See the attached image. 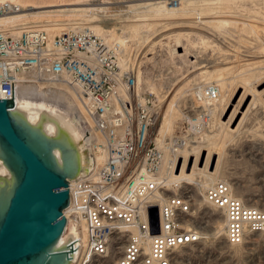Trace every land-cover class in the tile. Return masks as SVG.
<instances>
[{
    "label": "built area",
    "instance_id": "2783aa9c",
    "mask_svg": "<svg viewBox=\"0 0 264 264\" xmlns=\"http://www.w3.org/2000/svg\"><path fill=\"white\" fill-rule=\"evenodd\" d=\"M11 8L0 4V15ZM121 48L88 29L53 36L36 29L17 35L0 31V100L15 96L23 73L62 81L77 89L100 138L95 150L103 157L101 166L68 186V214L82 220L85 235L74 264H103L99 261L110 260L114 247L120 249L112 264H182L183 254L206 240L194 186L165 195L167 188L158 180L165 152L150 139L158 104L154 95L139 90L134 66L127 61L121 67ZM217 93L216 86L205 87V97L214 99ZM187 120L190 130L207 126L210 116L192 112ZM193 136L167 139L171 163ZM203 200L224 219L228 247H242L251 236L264 234V211L239 197L228 182L212 183ZM151 209H156L153 227Z\"/></svg>",
    "mask_w": 264,
    "mask_h": 264
},
{
    "label": "rangeland",
    "instance_id": "374dc122",
    "mask_svg": "<svg viewBox=\"0 0 264 264\" xmlns=\"http://www.w3.org/2000/svg\"><path fill=\"white\" fill-rule=\"evenodd\" d=\"M158 1L146 0L143 3L152 5L137 9L135 5L140 3L128 4L125 0H17L26 8L25 17L14 24L21 26L12 28L1 24L0 30L12 28L17 34L18 29L34 27L53 36L58 32L46 29L115 28V34L128 41L129 48L123 53V59L138 73L141 92L157 97L160 120H170L171 130L167 132L169 125L164 126L157 140L165 143L180 126H186L184 117L206 111L210 123L205 133L216 136L212 150L221 160L215 181L228 182L239 197L264 211V106L258 113L251 106L242 119L241 114L251 101L249 98L236 119L235 127L243 120L239 130L234 134L226 128L248 82L247 89L252 87L264 102V0H230L227 4L215 0L196 1L177 7L165 0L167 9L176 10L172 12L159 9L155 4ZM203 16L233 21V24L206 25L205 20H196ZM180 33H189V41L184 38L177 44L176 37ZM109 34L107 39L116 40ZM212 85L217 87L218 93L214 99H209L205 97V87ZM194 142L201 140L194 139ZM193 145L203 147L208 143ZM89 150L93 158L94 149L89 146ZM206 176L207 173L197 176L198 181L190 185L194 186L191 193L207 239L186 251L182 264H264V234L251 236L242 247L225 244L222 231L217 227L221 224L223 228L220 212L203 201L199 182L205 183ZM172 194L173 190L166 189V196ZM99 263L112 264L113 260Z\"/></svg>",
    "mask_w": 264,
    "mask_h": 264
},
{
    "label": "water",
    "instance_id": "95a60500",
    "mask_svg": "<svg viewBox=\"0 0 264 264\" xmlns=\"http://www.w3.org/2000/svg\"><path fill=\"white\" fill-rule=\"evenodd\" d=\"M92 168L78 117L55 101L0 100V264H74L77 216L63 212Z\"/></svg>",
    "mask_w": 264,
    "mask_h": 264
},
{
    "label": "bare ground",
    "instance_id": "6f19581e",
    "mask_svg": "<svg viewBox=\"0 0 264 264\" xmlns=\"http://www.w3.org/2000/svg\"><path fill=\"white\" fill-rule=\"evenodd\" d=\"M145 1L146 0H125L124 3H128V4L129 3H131V4L132 3H137V4L140 3V5H135V8H137V9L144 8V7L147 8V7H150L152 5V3H149V4L143 3ZM196 1L197 2L198 1L210 2L213 0H181L180 5L183 6V4H185V3H192V2H196ZM215 1L225 2V4H227L230 0H215ZM5 2L12 4V8L9 10V12L2 14V17L0 16V25L3 24L5 27L11 26L12 28H16V27L21 26V25H14V24L25 17L24 13H23L26 9V8H24L25 6L23 5L24 7H22L20 5V3H17V0L16 1L15 0H5V1L0 0V4L5 3ZM155 4L159 7V9L163 8V10L164 9L166 10L168 2L165 0L164 1L159 0ZM71 5H73V4H71ZM219 5H220V3H219ZM130 7H132V6H129V8ZM218 7H221V6H218ZM102 10H104V9H102ZM130 11H132V10H130ZM167 11L172 12V11H176V10L171 8V9H167ZM136 12H138V11H136ZM199 16H202V13H200ZM196 20H200V21L205 20L204 24H206V25L227 26V25L233 24L232 23L233 21L229 22L227 20H220V19L217 20V18H209V17H205V16L198 17ZM110 25H114V24L111 23ZM12 28L0 30V31H7L8 30L13 35H17V34H20L23 30L35 31V29H36L34 27L21 28V29H18L20 32L18 31V33L16 34V33H14L15 30H13ZM47 28H49V27H47ZM69 29H70V27H66V28L65 27H56V28L54 27L53 29L51 27V29H46V31H48V32L49 31H57L58 34H61L63 32H67ZM77 29L78 30L88 29V30L93 31L94 33H96L98 35L104 36V38L106 39V42L108 44L111 42H114V41L119 43L122 47L121 52H120V65H121V67L126 66L127 61L125 59H123V55H124L123 53L129 48V46H127L128 41L122 40V38L119 35L115 34V31H116L115 28H112V26L111 27L107 26L105 28L93 27L92 29L91 28H77ZM77 29H74V30H77ZM36 30H39V29H36ZM119 30H122V29H119ZM107 33H110L109 35L115 37L116 40H113L110 38L107 39L106 38V37H108ZM128 34H129V32H128ZM263 34H264V32H263ZM189 35H190L189 33H180L179 35H177V37H176L177 44L180 42L181 39L183 40L184 38L187 39V41H189V37H188ZM137 38H139V36L136 37V39ZM135 75H136V79L138 82V80H139L137 78L138 73L136 71H135ZM17 78H18V83L16 85L15 96H26V97L44 99V100H49V101H55L60 106H62L63 108H65L66 110H68L73 115H75L76 117L79 118L83 132H84V135H86V141H87L88 147L90 146L91 148L94 149L93 150L94 156L92 158L93 159V168L90 171V173H94L101 166L102 161H103V157L95 150L96 143L100 142V138L97 135L96 131L92 127L93 126L92 121H91V119H90V117H89V115H88V113H87V111H86V109L82 103V100L80 99V96L78 94L77 89L72 87V86H69L68 84H66L62 81H55L54 82V81H52L48 78H45V77H39L38 78L33 72H27V73L20 74ZM248 84H249V82H248ZM248 84H247V86L249 87ZM138 85H139V82H138ZM248 87H243V92L240 95L239 100H238L237 109L232 113V115L230 116V119L226 123V128L230 131V133L235 134L239 130V127L242 124L241 122L243 120H241L240 123L235 127L236 119H237L239 110L242 107H244L247 103H249L248 102L249 98L251 99V101H250L249 106L247 107L246 111L245 112L242 111L243 112V115L241 114L242 119H244V117L250 111L251 106H252V109L256 113H258L259 109H261L264 106V102L261 99L260 95H258L252 87H251V89H247ZM239 89H242V88L239 87ZM139 90L141 91L140 85H139ZM155 99H156L157 104L159 106V101H158L159 99L157 97ZM169 107L171 108V107H173V105L169 104ZM172 111H170L169 113H171ZM184 118L187 122H189V120H187L188 117H184ZM169 121H170L169 118H167V119L165 118V119H163V121H161L160 116H159L158 111H157L156 124L154 125V127L152 128V130L150 132V139L154 140L161 148L164 149V152H165L164 163H163L162 169L159 172L158 180H161L167 189L173 190V193H176L177 188L182 187L183 185H190L193 181L197 180L196 179L197 176H200V175H203L204 173H207L208 176L205 177L206 182L205 183L199 182V186L202 189V196H203L205 189L207 187H209L212 183L216 182L215 176H216L217 171H218L220 164H221L220 155L216 156V152L213 151L214 147H212V145L214 144L213 141H215L214 139L216 136H209L207 133H205L208 129L207 128L208 125L203 126V127L197 125V128L191 127L190 130H188L186 126L185 127L180 126L178 128V132H176L175 135H178V136L184 135L185 136L186 133L192 132L194 134V136H193V138L189 139L188 145L180 151V158L175 159L173 161V163H171V159H172L171 153L166 148V146H165L166 144L163 143L162 141L157 140V137H156V136H158L157 135L158 133L159 134L162 133L164 126L169 125L168 127H166L167 132L169 130H171ZM88 131H89V134H87ZM164 132H163V134H164ZM174 133L170 137L174 136ZM227 133H229V132L227 131ZM194 139H196V141L201 140V142H194ZM196 143H208V145L203 146V147H198V146L196 147L193 145ZM205 152H206V155H205ZM216 157H217V159H216ZM202 164H203V166H202ZM209 167H210V169H209ZM208 170H210V171H208ZM198 179H199V177H198ZM219 180H221V179H219ZM219 180H217V181H219ZM64 215L67 218L70 216L68 214V209H66L64 211ZM149 217H150L151 226L153 227L154 226L153 216H152V213H150V211H149ZM77 225H78V235H79V244H80V243L84 242V238H85L84 225H83L82 220L77 218ZM220 225L221 224H219L217 227L219 228L220 231H222L221 235L223 236L224 219H223V228ZM204 235H205V238L207 239V235L205 233H204ZM119 249L120 248L114 247V249H113V251L109 257L110 260H115L117 258V255L119 253Z\"/></svg>",
    "mask_w": 264,
    "mask_h": 264
}]
</instances>
